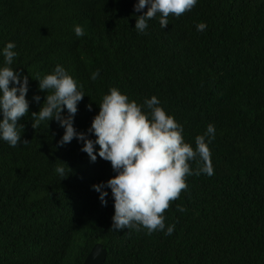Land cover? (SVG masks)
<instances>
[{
	"label": "trees",
	"instance_id": "obj_1",
	"mask_svg": "<svg viewBox=\"0 0 264 264\" xmlns=\"http://www.w3.org/2000/svg\"><path fill=\"white\" fill-rule=\"evenodd\" d=\"M137 2L0 0V50L16 44L12 67L29 80L21 142L0 140V264H83L98 242L109 249L105 264H264V0H198L170 14L165 28L148 21L144 33L135 24L147 6L136 13ZM56 65L83 85L74 127L90 139L112 87L138 103L157 96L194 150L215 125L214 174L187 177V190L164 213L173 234L112 230L111 189L107 206L93 189L117 175L111 162L98 155L92 162L76 138L60 146L65 129L56 120L33 127L32 113L50 94L38 79Z\"/></svg>",
	"mask_w": 264,
	"mask_h": 264
},
{
	"label": "clouds",
	"instance_id": "obj_2",
	"mask_svg": "<svg viewBox=\"0 0 264 264\" xmlns=\"http://www.w3.org/2000/svg\"><path fill=\"white\" fill-rule=\"evenodd\" d=\"M197 3L198 0H138L134 5L135 12H141L146 6L147 11L136 16L135 29L144 33L148 21L154 18H158L161 28H165L170 14L179 17L191 11ZM205 28V23L197 25V31ZM74 32L77 37L85 35L81 25L74 26ZM15 48L16 44L10 41L0 50L4 57V66L0 67V114L3 116L0 119V140L11 147L21 142L18 123L29 112L26 99L28 77L12 67L18 55ZM99 76L97 69L91 74V79L95 81ZM38 80L39 89L50 94L46 95L40 111L32 113L33 127L36 128L40 122L56 120L65 129L60 146L76 138L83 143L81 151L87 153L92 162L98 155L111 162L117 173L107 182L93 185L102 206H107L109 192L106 189H111L115 209L112 230L143 228L148 235L156 231L173 234L175 225L166 226L164 213L170 203L187 190V177L214 174L209 145L216 136L215 125L208 124L205 133L196 137L194 150L190 143L185 142L184 126L166 111L157 96L138 103L119 88L112 87L103 96L100 111L89 129L96 137L93 140L74 127L78 104L85 96L83 85L62 65H56L52 73ZM33 99L39 103L41 97L37 95ZM65 108L66 116L62 115ZM88 108L92 110L91 105ZM193 161L198 165L196 169L191 166ZM55 171L65 176L63 167L58 166ZM177 211L186 209L177 205Z\"/></svg>",
	"mask_w": 264,
	"mask_h": 264
},
{
	"label": "water",
	"instance_id": "obj_3",
	"mask_svg": "<svg viewBox=\"0 0 264 264\" xmlns=\"http://www.w3.org/2000/svg\"><path fill=\"white\" fill-rule=\"evenodd\" d=\"M109 249L104 243H96L83 264H105Z\"/></svg>",
	"mask_w": 264,
	"mask_h": 264
}]
</instances>
